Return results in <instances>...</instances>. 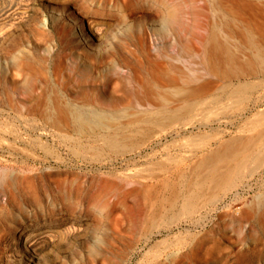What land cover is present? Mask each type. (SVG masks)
Masks as SVG:
<instances>
[{
	"label": "rangeland",
	"instance_id": "obj_1",
	"mask_svg": "<svg viewBox=\"0 0 264 264\" xmlns=\"http://www.w3.org/2000/svg\"><path fill=\"white\" fill-rule=\"evenodd\" d=\"M201 3L0 0V264H33L25 246L45 255V264H264V164L192 205L182 192L171 198L151 176L174 178L181 189L182 176L158 167L169 161L168 150L177 158L193 152L189 172L227 139L264 130V74L228 79L231 86L256 87L227 105L197 107L172 125L121 119L78 129L42 117L43 86L83 91L95 102L120 96L121 105L136 96L126 94L128 75L153 72L140 66L147 56L164 50L178 63L188 54L199 58ZM223 3L233 12L232 0ZM253 7L243 6L241 14ZM84 64L90 70L78 82L75 67ZM109 66L122 77L105 85ZM157 71L166 77L170 61ZM30 78L37 83L34 95L27 90ZM110 134L126 146L112 148ZM173 141L180 146L173 148Z\"/></svg>",
	"mask_w": 264,
	"mask_h": 264
},
{
	"label": "bare ground",
	"instance_id": "obj_2",
	"mask_svg": "<svg viewBox=\"0 0 264 264\" xmlns=\"http://www.w3.org/2000/svg\"><path fill=\"white\" fill-rule=\"evenodd\" d=\"M202 1L201 6H205L206 10L204 27L198 39L199 58L188 54L178 63L171 59L172 54L164 50H159L157 56H147L145 64L141 62L140 66L148 67L153 72L150 76H137L133 73L128 75L126 94L135 93L136 96L129 97L121 105L120 96L95 102L87 95L84 96L83 91L72 95L68 91L53 90L54 87L49 92L43 86L39 91L46 108L42 117L51 121L73 123L78 129L104 127L121 119L137 124L172 125L171 123L190 114L197 107L207 109L222 104L224 106L227 105V100L233 102L232 96L253 90L256 85L250 82L231 86L227 80L244 72L264 74V0H232L235 4L233 12L225 8L223 0ZM246 5H255V10L242 15L240 10ZM89 30L96 35V30ZM187 47L189 45L186 44L183 49ZM164 60L170 61V71L166 77L157 71ZM75 69L78 70L75 74L78 82L83 81L85 73L90 70L87 64L78 65ZM115 76L122 77L115 66H109L103 76L104 84L108 85ZM36 84L35 78L28 80L27 90L31 95H34ZM144 84L149 87L146 94L141 93L140 89ZM263 133L264 130L261 129L250 135L227 139L217 149L201 156L191 165L189 172H186L185 167L193 152L177 158L168 150L165 157L173 165L169 161L161 160L158 167L171 177L182 176L181 189L174 178H160L158 173H151V176H157L160 185L170 190L171 198L181 195L182 192L185 203L192 205L202 195L222 193L226 188L234 186L245 169L252 172L264 164ZM106 143L114 149L126 146L116 134L108 135ZM172 143L173 148L180 146L175 141ZM171 198L170 201L168 199L169 202ZM262 200L263 197H260L258 202ZM25 248L33 264H45V255L37 252L34 247Z\"/></svg>",
	"mask_w": 264,
	"mask_h": 264
}]
</instances>
